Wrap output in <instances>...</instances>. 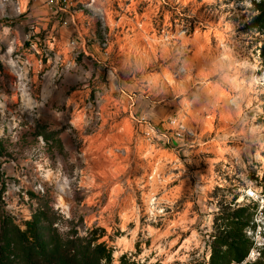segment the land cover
<instances>
[{
  "label": "rangeland",
  "instance_id": "1",
  "mask_svg": "<svg viewBox=\"0 0 264 264\" xmlns=\"http://www.w3.org/2000/svg\"><path fill=\"white\" fill-rule=\"evenodd\" d=\"M19 1L20 17L0 6L2 254L22 264L7 227L33 221L51 253L90 240L109 251L99 264H210L216 224L229 231L221 216L245 204L249 247L230 264H264V31L247 27L251 1L105 0L145 12L110 19L125 27L108 59L72 49L45 0ZM101 141L119 166L96 168Z\"/></svg>",
  "mask_w": 264,
  "mask_h": 264
},
{
  "label": "trees",
  "instance_id": "2",
  "mask_svg": "<svg viewBox=\"0 0 264 264\" xmlns=\"http://www.w3.org/2000/svg\"><path fill=\"white\" fill-rule=\"evenodd\" d=\"M250 1L256 14L251 17L247 27L264 31V0ZM261 48L264 53V40ZM262 180V187H264V173ZM246 206L241 204L231 213L221 216V219L227 222L223 225L230 226L229 231H225L222 223L216 224L217 228L222 231L214 236L210 264H230L231 261L241 262L246 257L249 246L246 247L239 238L242 227L246 225V221H243ZM5 223L4 221L3 225ZM7 230L12 233L19 244V255L22 264H99L101 259H109V251L106 250L105 245L97 243L92 247L90 240L82 249L74 253H71L68 249H60L57 253L46 251L41 240L39 227L33 221H28L24 230L12 223L7 227ZM0 264H13V262L0 251Z\"/></svg>",
  "mask_w": 264,
  "mask_h": 264
},
{
  "label": "built area",
  "instance_id": "3",
  "mask_svg": "<svg viewBox=\"0 0 264 264\" xmlns=\"http://www.w3.org/2000/svg\"><path fill=\"white\" fill-rule=\"evenodd\" d=\"M131 1L132 0H128V3H130ZM45 3L48 6V9L50 10L51 16L53 18H61L62 24L64 26H70V30L74 32V35H72V38L68 42L69 46L72 49L76 48L77 51L83 50L85 53L92 55L87 51V48H98L100 51L103 52V55L106 59L111 56L113 47L115 45V51H118L122 48V44L118 43V41L120 40L116 41V38L122 35L119 30H123V28L125 27L116 22L111 25L109 23L110 19L114 18L116 21H118L120 20L122 15H126L127 13L133 18L136 17V15L138 16V14L142 15L145 13L138 12L137 8L135 7L133 12L127 10L126 8L130 5L128 3L125 4V11H123V6H121V3L117 4V8H109V5L105 3V0H45ZM27 4L28 1L25 3L24 9H21L22 3L19 0H0V6H2L4 9L7 6H13V14L9 15V17L22 16L26 12ZM110 13L114 17L108 15ZM80 19L81 21H79ZM84 26H86L87 28H83ZM80 27L83 28L84 32H82V28ZM128 28L129 27L126 26L125 29L128 30ZM113 32L118 33V35H116L115 41L112 38ZM180 32L181 34H185L184 31ZM97 33L98 37L96 35ZM99 36L101 38H99ZM80 44L82 45L80 46ZM130 49H132V47ZM182 70H184V67H182ZM253 195L254 190H246V197L249 198Z\"/></svg>",
  "mask_w": 264,
  "mask_h": 264
},
{
  "label": "bare ground",
  "instance_id": "4",
  "mask_svg": "<svg viewBox=\"0 0 264 264\" xmlns=\"http://www.w3.org/2000/svg\"><path fill=\"white\" fill-rule=\"evenodd\" d=\"M195 34V33H194ZM194 38H195V36H194ZM185 69V68H184ZM29 100V99H28ZM104 141H101V143H99V144H97V145H95L94 147H95V150H93L94 151V154H95V156H97V157H99V158H101L103 161H101L100 162V165L98 166V167H96V168H99V169H101V168H103V169H105L106 167H108L109 165H118L119 166V164H120V157H119V155H116V154H114V153H112L113 151H112V149H110V150H108V153L109 154H114L115 156H114V158L115 159H117L118 161L117 162H114V161H111V160H109V156H108V153L106 152V151H103L102 149V147H103V145H104ZM107 153V154H106ZM118 158H120V159H118ZM98 159V158H97ZM99 161H100V159H99ZM112 163V164H111ZM102 169V170H103ZM101 171V170H100ZM106 171V170H105ZM107 176V174H105V176L104 177H106ZM60 203L62 204V206H64L65 204L60 200ZM65 207V206H64ZM129 206L127 205V203L125 204V206H124V213H125V215H124V218L125 219H128L129 218V216L127 215V212L126 211H129ZM131 209V208H130Z\"/></svg>",
  "mask_w": 264,
  "mask_h": 264
},
{
  "label": "crops",
  "instance_id": "5",
  "mask_svg": "<svg viewBox=\"0 0 264 264\" xmlns=\"http://www.w3.org/2000/svg\"><path fill=\"white\" fill-rule=\"evenodd\" d=\"M68 27H69L68 29L70 30V29H71V27H70V26H68Z\"/></svg>",
  "mask_w": 264,
  "mask_h": 264
}]
</instances>
